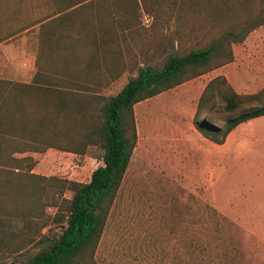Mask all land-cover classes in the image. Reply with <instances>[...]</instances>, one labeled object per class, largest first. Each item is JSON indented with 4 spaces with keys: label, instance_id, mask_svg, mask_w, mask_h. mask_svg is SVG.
<instances>
[{
    "label": "rangeland",
    "instance_id": "374dc122",
    "mask_svg": "<svg viewBox=\"0 0 264 264\" xmlns=\"http://www.w3.org/2000/svg\"><path fill=\"white\" fill-rule=\"evenodd\" d=\"M197 1L195 9L181 11L179 0H90L76 8L66 0H0V40L15 36L24 51L34 42L38 53L43 24L63 11L64 31L51 46L77 58L73 77L80 91L112 96L138 66L159 65L179 48L211 42L216 34L207 22L208 2ZM251 5L257 8L258 1ZM232 50L233 62L134 105L137 141L109 208L96 264H264V116L240 124L227 144L202 149L207 163L199 175L192 171L194 146L212 145L192 124L204 86L222 75L239 94L264 87V16ZM34 113H40L37 106ZM230 116L218 105L210 120L221 126ZM71 131L58 145L81 146L83 153L49 148L15 156L32 157L37 175L87 183L103 165L102 150L83 145L82 129ZM70 195H56L57 202ZM44 206L36 228L45 221L46 227L23 251L1 252L0 264H23L47 242L39 243L41 236L59 233L58 206Z\"/></svg>",
    "mask_w": 264,
    "mask_h": 264
},
{
    "label": "trees",
    "instance_id": "16d2710c",
    "mask_svg": "<svg viewBox=\"0 0 264 264\" xmlns=\"http://www.w3.org/2000/svg\"><path fill=\"white\" fill-rule=\"evenodd\" d=\"M86 1L90 0H66L69 8ZM256 1L258 7L253 9L251 3ZM64 2L60 5L65 11ZM207 2V22L216 34L210 43L179 48L159 65L138 66L112 96L90 94L82 91L85 87L80 91L73 77L77 58L51 46L52 39L63 33L67 15L59 11L60 19L43 24L35 61L38 71L32 82L0 79V254L23 251L46 227V221L37 228L36 222L45 216L44 205H50L59 208L54 220L60 231L51 239L41 236L38 242H47L23 264H96L94 255L108 211L137 141L134 105L233 62L232 44L241 42L264 16V0ZM192 5L195 9L198 1L179 0L178 9L185 11ZM218 105L232 115L221 126L210 120ZM260 116H264V87L254 94H239L220 75L204 86L192 124L204 138L220 145L238 125ZM76 128L85 134L83 145L87 142L102 150L103 165L91 173L87 183L37 175L32 172L36 165L32 157L15 156L49 148L83 153L81 146L58 145L60 137ZM65 191L70 198L58 203L56 195L62 197Z\"/></svg>",
    "mask_w": 264,
    "mask_h": 264
},
{
    "label": "crops",
    "instance_id": "0c3cea01",
    "mask_svg": "<svg viewBox=\"0 0 264 264\" xmlns=\"http://www.w3.org/2000/svg\"><path fill=\"white\" fill-rule=\"evenodd\" d=\"M14 37L15 36H10L8 38H4L0 40V78L14 80L20 83H28L27 81L29 79H32L35 74V72H33V66L35 65V61L37 57V52H36V47H35L37 45H35L33 42L29 44V46H27L26 50L24 51L22 48L23 46L22 41L17 42L16 40H14ZM26 76H29V77L26 78V80H24L23 78H25ZM203 76L204 75L200 77H203ZM230 134L228 135L226 141L223 144L218 145V144H214L213 142H211L212 145L211 144H199V145L194 146L195 149H193L194 154L192 156V163L193 165L195 164L193 166L195 170L192 169L193 174L199 175V172L204 169L205 163H207L205 161L206 156L201 155L202 149H205V147L207 148L218 147V146H223L227 144V141L229 137L231 136ZM194 190H195V187L193 186L192 187L193 194H194Z\"/></svg>",
    "mask_w": 264,
    "mask_h": 264
},
{
    "label": "bare ground",
    "instance_id": "6f19581e",
    "mask_svg": "<svg viewBox=\"0 0 264 264\" xmlns=\"http://www.w3.org/2000/svg\"><path fill=\"white\" fill-rule=\"evenodd\" d=\"M150 110V109H149Z\"/></svg>",
    "mask_w": 264,
    "mask_h": 264
}]
</instances>
